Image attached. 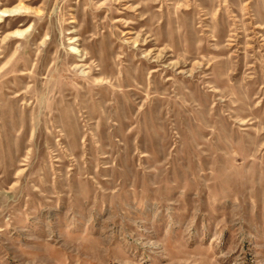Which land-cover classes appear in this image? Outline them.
I'll list each match as a JSON object with an SVG mask.
<instances>
[{
  "label": "rangeland",
  "instance_id": "obj_1",
  "mask_svg": "<svg viewBox=\"0 0 264 264\" xmlns=\"http://www.w3.org/2000/svg\"><path fill=\"white\" fill-rule=\"evenodd\" d=\"M0 264H264V0H0Z\"/></svg>",
  "mask_w": 264,
  "mask_h": 264
},
{
  "label": "bare ground",
  "instance_id": "obj_2",
  "mask_svg": "<svg viewBox=\"0 0 264 264\" xmlns=\"http://www.w3.org/2000/svg\"><path fill=\"white\" fill-rule=\"evenodd\" d=\"M17 33H21V32H17ZM77 52H78V50H77ZM155 71V70H154Z\"/></svg>",
  "mask_w": 264,
  "mask_h": 264
}]
</instances>
